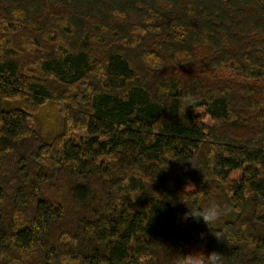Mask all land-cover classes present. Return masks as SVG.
<instances>
[{"label":"trees","instance_id":"trees-1","mask_svg":"<svg viewBox=\"0 0 264 264\" xmlns=\"http://www.w3.org/2000/svg\"><path fill=\"white\" fill-rule=\"evenodd\" d=\"M195 247L264 264V0H0V264Z\"/></svg>","mask_w":264,"mask_h":264},{"label":"clouds","instance_id":"clouds-1","mask_svg":"<svg viewBox=\"0 0 264 264\" xmlns=\"http://www.w3.org/2000/svg\"><path fill=\"white\" fill-rule=\"evenodd\" d=\"M188 211L183 214V219L193 218L195 220H200L202 218L203 222L209 227L215 221L219 219L222 214V209L219 205L212 203L203 209L189 208ZM201 238L204 234L201 233ZM218 240L220 237L214 234ZM174 264H224V257L218 251H211L205 254L203 251H192L187 254H180L177 256Z\"/></svg>","mask_w":264,"mask_h":264},{"label":"rangeland","instance_id":"rangeland-1","mask_svg":"<svg viewBox=\"0 0 264 264\" xmlns=\"http://www.w3.org/2000/svg\"><path fill=\"white\" fill-rule=\"evenodd\" d=\"M204 123L207 124V125H211V124H212V121H211L209 118H207L206 120H204ZM86 136H87V133L84 132V131H82V132H76V133H74V134L72 135V139H73L77 144H79V143L81 142V140H82L83 138H85ZM239 175H240V173H238V172H235V173L232 174V176H233L234 178L238 177ZM192 251H201V248H200V247H195V248H193V249H190V252H192Z\"/></svg>","mask_w":264,"mask_h":264}]
</instances>
